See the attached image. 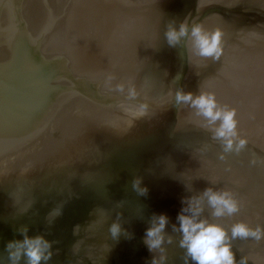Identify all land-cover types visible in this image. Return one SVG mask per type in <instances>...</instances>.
Listing matches in <instances>:
<instances>
[{
  "label": "water",
  "instance_id": "1",
  "mask_svg": "<svg viewBox=\"0 0 264 264\" xmlns=\"http://www.w3.org/2000/svg\"><path fill=\"white\" fill-rule=\"evenodd\" d=\"M199 3L0 0V264L24 228L52 245L41 264H185L177 217L197 201L236 264H264V235L231 238L238 223L264 234V0ZM197 24L222 32L218 60L198 55ZM177 93L235 111L231 150ZM209 189L238 210L214 216ZM160 215L162 251H149Z\"/></svg>",
  "mask_w": 264,
  "mask_h": 264
},
{
  "label": "clouds",
  "instance_id": "2",
  "mask_svg": "<svg viewBox=\"0 0 264 264\" xmlns=\"http://www.w3.org/2000/svg\"><path fill=\"white\" fill-rule=\"evenodd\" d=\"M198 6H200L198 0ZM188 34V28L185 23H181L179 31L170 28L166 33L170 45H174L180 37ZM194 47L197 49L198 55L202 57H211L218 60L222 55V32L215 29L211 32L206 31L200 25H194L191 29ZM179 102L189 103L197 110L199 115L205 117L210 124L219 121V126L215 128L214 134L216 138L225 142V150H231L233 138L237 136V121L235 119V111L228 108H220L217 105L215 97L211 93H201L199 96L193 97L191 93H177ZM247 143L241 139L238 147H243ZM139 181L133 183V188H138ZM141 195L146 194V189H138ZM204 195L208 198L209 205L214 209V216H221L226 211L229 214L237 211V204L231 198L228 192L216 193L210 189ZM193 206L190 202L187 209H182V213L187 211L190 215L179 214V230L182 233L180 247L185 249V264L187 259L191 258L195 264H236L234 253L231 251L230 239L227 232L218 224L208 223L205 220H199L198 216L201 209ZM168 219L165 215L155 218L152 226L146 231L145 243L149 251L161 249L164 243V228ZM175 230V227H174ZM113 238L118 237L120 227L118 224L111 225L109 229ZM27 229L21 230L22 240L9 241L5 246L8 260L10 264H19L22 257L26 258V264H41V261H48L51 258V243L42 236L28 237ZM264 235L259 229L251 230L243 223L235 224L232 227L231 238H248L254 237L257 240ZM171 243V239L168 241ZM163 260V257H161ZM153 264H157L154 260ZM240 264H245L242 259Z\"/></svg>",
  "mask_w": 264,
  "mask_h": 264
}]
</instances>
